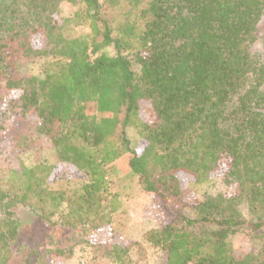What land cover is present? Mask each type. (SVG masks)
<instances>
[{
	"label": "trees",
	"instance_id": "trees-1",
	"mask_svg": "<svg viewBox=\"0 0 264 264\" xmlns=\"http://www.w3.org/2000/svg\"><path fill=\"white\" fill-rule=\"evenodd\" d=\"M64 2L74 18H57ZM263 15L264 0H0V106L15 92L57 158L21 166L18 193L0 190V264L13 258L16 203L47 221L65 204L63 227L111 224L107 172L122 156L140 189L174 208L148 234L164 264H264ZM74 20L88 34L71 33ZM39 61L37 74L23 71ZM215 177L230 194L187 199ZM75 178L85 182L71 194L52 188ZM240 229L256 247L234 250ZM113 251L121 262L126 249ZM63 253L30 251L22 264Z\"/></svg>",
	"mask_w": 264,
	"mask_h": 264
},
{
	"label": "rangeland",
	"instance_id": "rangeland-1",
	"mask_svg": "<svg viewBox=\"0 0 264 264\" xmlns=\"http://www.w3.org/2000/svg\"><path fill=\"white\" fill-rule=\"evenodd\" d=\"M61 18H74L76 7L61 3ZM125 10L115 11V20L121 18ZM76 20L70 25V32L78 36L88 34V30ZM258 35L264 34V15L258 24ZM33 46L42 44V38L35 35L31 38ZM44 67L43 61L32 62L23 67V71L37 74ZM16 93L10 91L1 102L0 121V190L10 195L18 193L21 186L19 171L21 166L32 168L39 163H57L51 140L36 130V123L31 118H24L16 104ZM131 146H135L138 135L135 128L127 130ZM58 165V164H57ZM107 179L110 194L119 200L118 209L112 214L111 224L96 228L78 226L63 227L59 217L66 210L61 205L58 213L50 221L43 219L40 212L30 205L16 203L11 210L19 224V234L11 246L13 258L10 264H22V259L30 251L40 256L46 249H61L63 255H47L46 264H164L165 255L160 246H153L148 241L151 230L167 222H174L172 206H166L157 198L140 189L137 179L129 172L125 156L120 157L108 166ZM85 179L75 178L57 182L53 189L71 194L78 189ZM231 187L225 185L218 177L210 182L191 185L187 199L195 201L205 195L230 194ZM49 211V210H48ZM234 250L243 252L249 246H257L259 240L251 238L247 229H240L229 238ZM123 247L126 253L121 262H116L114 247ZM66 251V252H65Z\"/></svg>",
	"mask_w": 264,
	"mask_h": 264
}]
</instances>
